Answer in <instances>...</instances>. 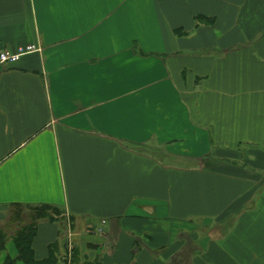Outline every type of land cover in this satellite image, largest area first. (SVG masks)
<instances>
[{"label":"crops","instance_id":"1","mask_svg":"<svg viewBox=\"0 0 264 264\" xmlns=\"http://www.w3.org/2000/svg\"><path fill=\"white\" fill-rule=\"evenodd\" d=\"M31 43L0 63V264L13 204L61 210L35 264H264V0H0V51Z\"/></svg>","mask_w":264,"mask_h":264},{"label":"trees","instance_id":"2","mask_svg":"<svg viewBox=\"0 0 264 264\" xmlns=\"http://www.w3.org/2000/svg\"><path fill=\"white\" fill-rule=\"evenodd\" d=\"M61 210L58 206L51 204L40 205H23L13 204L12 213L10 214V228H16L15 239L20 249V259L26 264H35V259L29 257L31 251L32 238L35 234L36 226L41 220L54 218L60 214ZM3 232V231H2ZM4 234V232H3ZM5 235V234H4ZM5 243L4 241L2 242ZM0 242V248L3 244Z\"/></svg>","mask_w":264,"mask_h":264},{"label":"built area","instance_id":"3","mask_svg":"<svg viewBox=\"0 0 264 264\" xmlns=\"http://www.w3.org/2000/svg\"><path fill=\"white\" fill-rule=\"evenodd\" d=\"M38 48L36 44L20 45L16 48H4L0 51V63L11 64L18 62L21 57Z\"/></svg>","mask_w":264,"mask_h":264},{"label":"rangeland","instance_id":"4","mask_svg":"<svg viewBox=\"0 0 264 264\" xmlns=\"http://www.w3.org/2000/svg\"><path fill=\"white\" fill-rule=\"evenodd\" d=\"M60 214H61V212H60ZM60 214H57V215H55V216H60ZM182 254H183V255H182L181 257H179L180 255H178L177 257H179V258H189V255L186 254L185 251H183Z\"/></svg>","mask_w":264,"mask_h":264}]
</instances>
